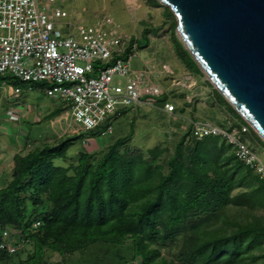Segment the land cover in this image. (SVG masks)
Here are the masks:
<instances>
[{
  "label": "trees",
  "instance_id": "16d2710c",
  "mask_svg": "<svg viewBox=\"0 0 264 264\" xmlns=\"http://www.w3.org/2000/svg\"><path fill=\"white\" fill-rule=\"evenodd\" d=\"M165 8L175 26V16ZM173 46L185 66H195L177 38ZM215 91L241 119L232 126L246 125L248 132L253 131ZM64 108L55 107L49 116ZM111 122L86 131L101 135ZM27 138L33 148L14 153L11 180L0 187V239L8 243L3 232L10 238L17 230L13 238L17 249L11 254L0 250V264H61L96 245L101 246L96 260L101 264H243L264 259L261 219L229 220L224 226L211 223L230 206L264 210L260 177L234 153L223 154L230 146L223 139L219 143V137H204L184 153L182 138L168 159L167 173L162 174L156 164L160 151L145 156L126 146L130 134L103 151H80L76 162L69 161L67 152L82 134L57 142ZM67 160L66 165L60 163ZM243 186L245 191L231 194ZM173 245L180 248L173 257L161 254L163 247ZM254 248L261 252H252ZM23 252L25 257L14 262L13 257ZM53 254L60 259L53 260Z\"/></svg>",
  "mask_w": 264,
  "mask_h": 264
},
{
  "label": "rangeland",
  "instance_id": "374dc122",
  "mask_svg": "<svg viewBox=\"0 0 264 264\" xmlns=\"http://www.w3.org/2000/svg\"><path fill=\"white\" fill-rule=\"evenodd\" d=\"M39 6L50 16L55 8L66 12L64 17L51 16L55 25L54 33L60 35L73 31L77 23L92 24L104 18H110L114 26L119 27L123 35L131 39L130 41L136 46L129 75L133 76L136 72H142V81L148 79L158 84L165 94L156 100L155 106L136 107L133 111L128 110L113 119L111 134L92 135L80 129L71 118H66V108L56 115L49 116L55 107L63 105L59 99L46 94V90L51 88L53 83L46 80L21 83L15 78H0V81L5 80L7 83L5 98L0 97V105L4 108L0 109V187L11 180V170L14 166L13 154L26 153L33 148V143L28 141V135L36 141L39 139L41 142H57L67 136L82 134L84 139L72 140L67 152L69 161L76 162L80 151H103L117 138L130 134V138L124 140L126 146L128 144L140 150L145 156L151 155L152 150L160 151L156 164L160 172L165 174L168 171V159L182 138H184L182 147L184 153L188 152L193 143L199 141L190 133L193 122L222 127L239 124L241 121L226 104L221 103L222 99L213 85L202 71L201 73L197 71V64L187 67L179 58L173 41L177 38L185 49L186 46L177 23L173 26L174 21L168 17L165 6L155 4L151 0H54L52 2L40 0ZM166 67L168 71L165 70ZM112 82L124 85L126 78L114 75ZM16 86L21 87L18 97L14 95ZM165 101L175 105L174 112L168 113L160 109ZM7 105L19 114L17 125L12 120H7L4 111ZM47 115L49 117H46ZM24 118L28 121L25 122ZM29 119L33 122H29ZM3 124L15 129V131L10 130V133H14V137L6 136L4 132L7 128ZM1 128L5 129L1 131ZM244 137L252 150L264 162L262 140L253 131L245 133ZM14 140H16L15 144ZM220 140L221 138L219 143ZM40 141L37 142L40 143ZM231 153L233 150L230 146L224 149V155ZM218 162L222 164L221 161ZM60 163L66 165L68 160ZM259 182L262 185L261 191L264 192L263 181L260 179ZM245 190L244 186L235 187L231 194H239ZM255 217L264 222V210L259 207L251 209L230 206L219 211L211 223L224 226L227 222L229 223V220L233 223H244L252 221ZM12 233L15 239L17 230L14 229ZM93 247H96L95 250L91 248L78 252L61 264H101L96 261L100 256L98 249L101 246ZM178 248L176 245L171 248L163 247L161 254L171 258ZM252 252L261 251L254 248ZM24 257V252L20 253L13 257V261L16 262ZM52 259L59 260L60 257L53 254ZM263 260L262 258L253 262L247 260L243 264H263Z\"/></svg>",
  "mask_w": 264,
  "mask_h": 264
},
{
  "label": "built area",
  "instance_id": "2783aa9c",
  "mask_svg": "<svg viewBox=\"0 0 264 264\" xmlns=\"http://www.w3.org/2000/svg\"><path fill=\"white\" fill-rule=\"evenodd\" d=\"M39 4L40 0H0V76L23 83H53L46 94L59 99L66 106V118L83 130L95 129L136 107L155 106L165 94L158 84L142 81V72L129 75L136 46L129 44L130 39L110 18L77 23L73 31L60 35L54 33L51 16L64 17L66 12L55 8L50 16ZM114 75L125 77V84H113ZM6 90L7 83L1 80L0 92ZM20 91L16 86L14 95L18 97ZM162 109L172 113L175 106L165 101ZM248 130L246 125L220 127L193 122L191 136L197 140L207 136L223 139L235 158L264 183V162L244 139ZM111 133V124L101 131V135Z\"/></svg>",
  "mask_w": 264,
  "mask_h": 264
},
{
  "label": "water",
  "instance_id": "95a60500",
  "mask_svg": "<svg viewBox=\"0 0 264 264\" xmlns=\"http://www.w3.org/2000/svg\"><path fill=\"white\" fill-rule=\"evenodd\" d=\"M213 87L264 143V0H157Z\"/></svg>",
  "mask_w": 264,
  "mask_h": 264
},
{
  "label": "clouds",
  "instance_id": "9594fccd",
  "mask_svg": "<svg viewBox=\"0 0 264 264\" xmlns=\"http://www.w3.org/2000/svg\"><path fill=\"white\" fill-rule=\"evenodd\" d=\"M7 107L8 108H6V110H4L5 111V116H6V118L7 119H10V120H12V121H14V122H16L17 121V119H18V113L12 108V107H10V106H8L7 105ZM13 110V111H12ZM9 112H13L15 115H16V118H11L10 117V113ZM17 113V114H16ZM5 119V118H4ZM39 224V223H38ZM38 224H36V222H35V225H38ZM3 235L8 239V243H6V242H4V241H2L1 239H0V250H6V252H8V253H14L15 251H16V249H17V245H14L13 244V236H11L10 238H11V240H10V238L8 237V233H7V231H5V232H3ZM19 246H21V244L19 245ZM9 247H12L13 248V250L12 251H10L9 250ZM65 262V261H64ZM63 263V262H62Z\"/></svg>",
  "mask_w": 264,
  "mask_h": 264
},
{
  "label": "crops",
  "instance_id": "0c3cea01",
  "mask_svg": "<svg viewBox=\"0 0 264 264\" xmlns=\"http://www.w3.org/2000/svg\"><path fill=\"white\" fill-rule=\"evenodd\" d=\"M5 92H6V91H4V92H0V97H4V96H5V95H4ZM4 98H5V97H4ZM17 105H18V104H17ZM174 106H175V105H174ZM6 108H8V107L6 106ZM175 108H176V107H175ZM0 109H4L3 106L0 105ZM160 109H162V107H160ZM5 110H6V109H5ZM163 111H164V110H163ZM164 112H165V111H164ZM7 120H8V119H7ZM8 121H9V120H8ZM24 121L27 122L28 120L26 121L25 118H24ZM13 122H14V121H13ZM29 122H33V121H31V120L29 119ZM14 124L17 125V122H15ZM1 125H2V124H1ZM3 125L5 126V128H7L6 132H4V133L6 134V136H8V137H14V133H10V130L13 129V130L15 131V129L9 127V126L6 125V124H3ZM5 128H1V131H3V129H5ZM14 139H15V138H14ZM13 143L15 144V143H16V140H14ZM13 155H14V154H13Z\"/></svg>",
  "mask_w": 264,
  "mask_h": 264
}]
</instances>
